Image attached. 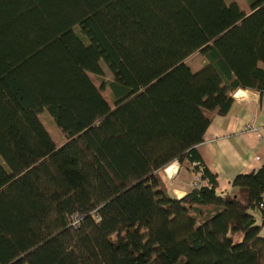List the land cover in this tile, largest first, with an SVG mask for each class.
Masks as SVG:
<instances>
[{"label":"trees","instance_id":"obj_1","mask_svg":"<svg viewBox=\"0 0 264 264\" xmlns=\"http://www.w3.org/2000/svg\"><path fill=\"white\" fill-rule=\"evenodd\" d=\"M246 1L0 0V264H264V165L221 195L197 152L264 91V0ZM175 162L202 182L181 200Z\"/></svg>","mask_w":264,"mask_h":264},{"label":"crops","instance_id":"obj_2","mask_svg":"<svg viewBox=\"0 0 264 264\" xmlns=\"http://www.w3.org/2000/svg\"><path fill=\"white\" fill-rule=\"evenodd\" d=\"M235 1L247 13L250 12L246 0L244 4L240 0ZM198 55L202 57L195 54L186 63L189 65ZM234 98V105L228 115L212 117L203 142L197 146L198 155L217 178L221 195L235 194V179L240 175L254 173L264 165V91L260 94L240 90ZM160 177L167 191L178 200L194 189V173L178 162L160 172ZM258 212V224L263 226L264 236V215L262 211ZM258 212L255 213L257 219Z\"/></svg>","mask_w":264,"mask_h":264},{"label":"rangeland","instance_id":"obj_3","mask_svg":"<svg viewBox=\"0 0 264 264\" xmlns=\"http://www.w3.org/2000/svg\"><path fill=\"white\" fill-rule=\"evenodd\" d=\"M225 1H226V4H228L229 2L233 0H225ZM240 1L244 4V0H240ZM247 9L248 8H246V10ZM203 65H204V57L203 56L200 57L199 55L193 58L192 61L189 62V66L193 69L194 72L199 71L203 67ZM90 77L98 88L102 87L103 82H108L113 79V76L108 70L107 66H104V75L102 77H97L94 75H90ZM102 94H103V97L107 100V102H109L111 107L115 108L109 91H104ZM40 118L42 119L44 125L46 126L50 134L52 135L54 142L58 146L62 145L64 143V137L62 133L60 132V130L55 125L54 121L51 119L50 115L47 112H44L40 115ZM193 188L195 187L193 186ZM257 215L259 217L257 220L259 221L260 219L259 212L257 213Z\"/></svg>","mask_w":264,"mask_h":264},{"label":"built area","instance_id":"obj_4","mask_svg":"<svg viewBox=\"0 0 264 264\" xmlns=\"http://www.w3.org/2000/svg\"><path fill=\"white\" fill-rule=\"evenodd\" d=\"M201 184H202V182H201L200 177L194 174L193 186L195 188H197V187L201 186ZM261 207L264 209V196H263V202H262ZM80 220H81V218L79 216H75V223H74V225L77 226L79 224Z\"/></svg>","mask_w":264,"mask_h":264}]
</instances>
